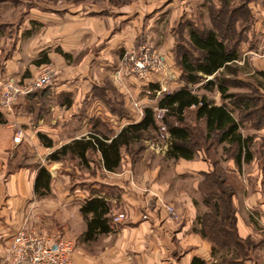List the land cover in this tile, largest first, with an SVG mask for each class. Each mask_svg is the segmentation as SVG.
Segmentation results:
<instances>
[{"label": "crops", "instance_id": "crops-1", "mask_svg": "<svg viewBox=\"0 0 264 264\" xmlns=\"http://www.w3.org/2000/svg\"><path fill=\"white\" fill-rule=\"evenodd\" d=\"M144 9L136 6L134 0L120 3L81 0L46 6L38 1L27 6L13 0H0V87L8 78L30 77L39 65L50 63L59 71L55 90L69 92L73 97L69 107L61 103L53 105L48 122H37L23 107L17 109L19 100L13 112H4L7 123L0 124V264H6L15 235L24 227H32L33 220L39 217L40 198L34 191L39 167L32 171L22 162V151L29 142L43 146L51 154L74 139L103 134L104 129V134L113 138L126 125L141 121L146 107L159 106V95L147 96L134 77L121 79L117 74L124 52L149 39L148 33L142 35L135 25L140 13L143 20L148 15L141 11ZM44 54L48 61L37 64L35 61ZM104 74L121 79V86H114L126 115H115L106 102L95 95L94 87L102 86ZM163 74L165 72L156 77L160 79ZM133 81L137 86L132 85ZM215 100L216 104H221V100ZM137 101L143 106V114L134 105ZM73 107L80 109L78 116H71ZM19 128L25 129L21 144L14 141ZM248 128L252 131L246 132ZM241 131L244 135L264 136V125L258 129L244 126ZM38 132L50 137L54 146H44ZM166 136L167 143L152 144V151L147 149L145 155L134 157L123 149L121 165L116 171L103 167L99 151L93 152V158L89 151L88 164L81 166L92 168L98 174L93 179L86 176L80 179V186L75 190L70 178L67 190L55 185L61 162L52 164L54 169L48 167L53 180L51 194L46 196L49 208L46 210L54 214V220H65L62 224L65 237L76 239L74 264H192L195 257L203 259L205 264L220 263L219 256L212 254L210 240L198 231L199 216L209 209L203 202L200 187L205 175L214 170V163L203 150L193 159L166 157L169 133ZM248 164L252 166L247 173ZM224 166L228 174L238 177L236 185L229 180L227 183L237 186L233 202L239 236L253 243L243 264H264V165L256 152L241 169L233 158L224 162ZM102 173L104 180L100 177ZM244 174L246 177L241 181L239 176ZM92 195L107 197L112 216L125 211L128 218L123 222L113 221V232L85 243L79 240L86 230L80 209ZM158 196L175 205L178 218L158 209ZM144 211L150 213L147 220L142 218ZM258 254L262 255L261 259L257 258Z\"/></svg>", "mask_w": 264, "mask_h": 264}, {"label": "trees", "instance_id": "trees-1", "mask_svg": "<svg viewBox=\"0 0 264 264\" xmlns=\"http://www.w3.org/2000/svg\"><path fill=\"white\" fill-rule=\"evenodd\" d=\"M13 1L27 6L35 2ZM188 20L183 22L188 28L187 42L199 55L194 57L188 50L182 51L184 45L179 40L176 42L172 55L179 62L181 76L186 85L164 93L158 102L160 108L166 109L162 119L169 133L166 157L175 160L193 159L199 150L208 153L214 163V170L205 175L204 183L200 187L203 202L209 209L199 216L201 227L198 231L212 243V254L219 256V264H243L250 255L249 249L253 243L250 239L246 240L239 236L237 210L233 202L236 189L227 183L228 172L222 164L226 159L233 158L237 167L241 169L243 163H248L254 158L257 152L254 135H244L241 128L247 126L258 129L264 125V104L259 109L245 95L240 96L230 91L226 74L237 71V63L241 60L238 45L229 44V37L223 29L201 30ZM47 61L44 54L35 62L41 64ZM260 74L264 75V72ZM210 76L212 77L204 83L203 88L210 91L217 88L221 94V104H216V100L206 93L199 94L188 86L189 83L197 84ZM56 82L57 79L50 85L20 97L17 109L23 107L25 111L32 113L34 120L37 121L50 112L51 102L71 106L72 94L57 92ZM110 83L105 79L102 86L97 88L96 85L95 95L103 99L115 115H126L119 91ZM160 86L159 82H155L151 83L150 88L157 90ZM191 106L195 108L190 110ZM237 111L239 113H236ZM190 114H193L194 120H190ZM253 114L257 119H251ZM5 123L7 119L0 108V124ZM193 129L202 132L204 145L199 147L193 142ZM152 131L160 132V125L156 119V110L149 106L145 108L141 121L126 125L115 137L91 134L89 137L74 139L54 150L48 159L60 161L69 156L87 165L88 152L93 154L99 151L103 167L108 171H116L121 165L123 149L132 152V146L144 138V133ZM38 137L44 146H54L53 140L46 134L38 132ZM51 183L52 174L48 167L39 166L34 182L35 194L39 198L50 195ZM80 210L86 221V230L79 237L81 242H93L100 235L114 231L111 203L106 196L92 195L86 199ZM192 264H205V261L195 257Z\"/></svg>", "mask_w": 264, "mask_h": 264}, {"label": "rangeland", "instance_id": "rangeland-1", "mask_svg": "<svg viewBox=\"0 0 264 264\" xmlns=\"http://www.w3.org/2000/svg\"><path fill=\"white\" fill-rule=\"evenodd\" d=\"M68 1L73 2L81 0H39L38 2H40V5L46 6L47 4L53 5ZM111 1L120 3L126 0H110V2ZM134 2L136 6L141 5L142 9L145 7V9L141 11L148 14L143 20V15L140 13L141 17L137 18L135 21L136 28L139 27L144 36V33L147 32L149 35V39L147 38V40L165 56L166 70L163 79L159 81L156 76H153L154 81L152 83L159 82L161 86H166L168 91H175L186 85V82L181 76L179 62L172 55V50L179 40L180 43L184 45L182 51L188 50L194 57L199 55V53L187 42L189 38L188 28L183 25V22L189 19L191 23H194L201 30L215 28L222 31L223 29V32L229 37V44L234 45L236 43L235 45H238L241 54V63H237V71L235 73L226 74L230 91L240 96L245 95L252 100L255 107L261 109L260 107L264 104V75L260 74L264 72V0H134ZM218 13L219 15L217 16ZM137 16L136 14V17ZM180 22L181 24H179ZM144 36L143 38H146ZM103 76L104 80L107 79L111 82L110 84L116 85L117 87L121 86L119 84L121 79L119 78V80L117 75L108 76L104 74ZM208 79H210V77L203 79L197 84L189 83L188 86L196 92L198 91L199 94L206 93L209 97L213 99L216 98L217 101L221 100V94L217 88L213 91L203 88L204 83ZM55 84L57 85V83ZM133 84L137 86L135 81H133L132 85ZM158 95L160 99L163 94L159 93ZM53 105L55 104L51 102L50 112L48 114L46 113V115L39 120L48 122L51 119V115L54 111ZM79 111L80 109L78 107H73L71 116H78L80 113ZM26 112L27 111H25V113ZM27 113L29 115L32 114L29 112ZM236 113H239V111ZM190 115V120H194L193 114ZM255 117L256 115L253 114L251 119H257ZM39 120L37 122H39ZM245 130L246 132L252 131L249 128ZM105 132L104 129L103 134ZM201 134V131L193 129L192 140L199 147L204 145L205 142ZM254 139L258 159L260 163L264 165V156L262 155V153H264V136L256 134L254 135ZM18 143L21 144L22 141ZM155 143L160 145L167 143V136L163 137L159 131L144 133V138L139 143H135L132 146L133 150L130 153L134 157L145 155V153H148L147 149H150L151 145ZM29 144L30 145L25 147L22 151V162L24 166L27 165L30 170L33 171L37 167L43 165L54 169L52 164L61 162L59 175L54 178L55 185L59 186L60 190H64L65 188L67 190L71 185L68 180L69 178L75 183V190L80 186V179H83L85 176L87 179H93L96 177V174H98L92 171V168L84 169L85 167L81 166L80 160L77 158L73 159L67 156L60 161H50L48 159V149H45L41 145L37 146L32 142H29ZM219 148L222 150V146ZM149 151L152 150L150 149ZM91 157H94V155L92 154ZM226 161H228V159L224 162ZM251 166V164L246 166L247 173L251 171ZM100 177L103 180L105 179L103 173ZM245 177L246 175L244 174L242 177L239 176V179L243 181ZM228 180L229 183L233 185L238 183V177L235 175L228 174ZM81 186L84 185L81 184ZM235 189H237V186ZM249 193L250 191L248 194ZM47 200L46 197H41L39 204H36L40 210L38 212L39 217L37 220H33V225L30 228H37L51 235L55 234L54 236L65 237L63 233L64 228L62 226L65 220L62 218L54 220V214H50L48 210H46L49 209L46 207ZM28 213L32 215L30 209H28ZM261 257L262 255L260 256L258 254L257 258L261 259Z\"/></svg>", "mask_w": 264, "mask_h": 264}, {"label": "built area", "instance_id": "built-area-1", "mask_svg": "<svg viewBox=\"0 0 264 264\" xmlns=\"http://www.w3.org/2000/svg\"><path fill=\"white\" fill-rule=\"evenodd\" d=\"M165 66V56L149 40H146L124 52L117 74L121 79L134 77L141 84L145 94L151 97L153 93L158 95L171 92L166 86H160L157 90L150 88L154 81L153 76L165 72ZM58 75L59 71L53 64L44 63L38 66L30 77L20 80L6 79L0 87V108L7 113L13 112L14 105L20 97L54 83ZM162 79L163 77L158 80ZM134 105L141 109V114H143V106L138 101ZM154 109L157 122L160 125V132L165 137L168 132L162 119L166 109L159 106H155ZM23 137L24 130L17 129L14 141L21 142ZM157 207L174 219L179 216L175 205L159 196L157 197ZM149 217V211L142 213L143 219L147 220ZM127 218L128 214L125 211L113 214L115 223L123 222ZM76 249L77 243L72 238L54 236L35 228L24 227L13 238L6 257V264H74L73 257Z\"/></svg>", "mask_w": 264, "mask_h": 264}]
</instances>
